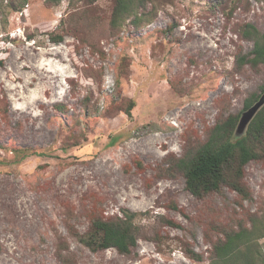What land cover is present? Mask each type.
I'll use <instances>...</instances> for the list:
<instances>
[{
	"label": "rangeland",
	"instance_id": "obj_1",
	"mask_svg": "<svg viewBox=\"0 0 264 264\" xmlns=\"http://www.w3.org/2000/svg\"><path fill=\"white\" fill-rule=\"evenodd\" d=\"M114 3L0 0V264H209L264 217V157L244 168L248 198H195L175 166L263 95L264 65L241 60L264 0H144L112 26ZM123 210L140 232L129 255L80 243Z\"/></svg>",
	"mask_w": 264,
	"mask_h": 264
},
{
	"label": "trees",
	"instance_id": "obj_2",
	"mask_svg": "<svg viewBox=\"0 0 264 264\" xmlns=\"http://www.w3.org/2000/svg\"><path fill=\"white\" fill-rule=\"evenodd\" d=\"M143 2L115 0L111 25L118 26L130 16H134L133 22H136L138 16L135 11L143 8ZM246 27L245 37L252 42V49L241 62H247L251 67L264 65V33L252 25ZM51 40L60 43L62 36L54 35ZM260 90L264 94V85ZM261 97L258 94L248 96L243 102L242 112L215 123L202 144L177 159L175 166L182 174L185 191L191 196L200 199L220 191L226 185L248 198L242 184L244 168L249 162L264 157V105L257 110L242 133L238 124L241 113L249 111ZM130 109L126 111L128 116ZM172 208L178 210L176 206ZM135 217V213L123 210L122 215L115 219H95L79 241L92 252L115 249L120 254L129 255L140 237ZM249 221V228L240 227L237 231L227 232L222 241L213 245L209 264H264V248L258 242L264 238V217H250ZM187 255L193 260H200L191 251Z\"/></svg>",
	"mask_w": 264,
	"mask_h": 264
},
{
	"label": "water",
	"instance_id": "obj_3",
	"mask_svg": "<svg viewBox=\"0 0 264 264\" xmlns=\"http://www.w3.org/2000/svg\"><path fill=\"white\" fill-rule=\"evenodd\" d=\"M264 105V94L259 99V101L247 112L244 113L240 123L239 127L241 133L244 131L247 123L251 120V118L254 116V114L257 112V110Z\"/></svg>",
	"mask_w": 264,
	"mask_h": 264
}]
</instances>
